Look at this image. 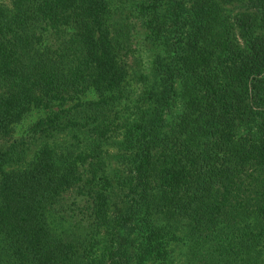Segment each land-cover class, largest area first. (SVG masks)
<instances>
[{
  "label": "trees",
  "instance_id": "1",
  "mask_svg": "<svg viewBox=\"0 0 264 264\" xmlns=\"http://www.w3.org/2000/svg\"><path fill=\"white\" fill-rule=\"evenodd\" d=\"M232 3L244 9L230 17ZM159 7L151 1L149 23L159 39L169 19L170 51L157 76L136 77L135 97L110 0L0 5V140L33 109L45 114L27 137H87L45 142L27 161L16 142L0 148V264H96L92 236L81 246L51 225L73 189L93 236L112 228L103 264H176L179 241L195 264H264V0H167L162 16ZM112 139L132 157L130 202L113 216ZM133 221L134 243L118 234Z\"/></svg>",
  "mask_w": 264,
  "mask_h": 264
},
{
  "label": "rangeland",
  "instance_id": "2",
  "mask_svg": "<svg viewBox=\"0 0 264 264\" xmlns=\"http://www.w3.org/2000/svg\"><path fill=\"white\" fill-rule=\"evenodd\" d=\"M152 0H110V19L112 27L122 33L126 41L128 53L124 56L125 61L129 65L130 83L127 89L131 90L133 96L140 95L144 90V84L136 81L138 75H147L149 77L157 76V66L170 51L172 43L171 26L168 18L164 21L162 36L155 39L152 25L150 26L151 11L150 5ZM166 1L158 0L160 7L157 8L162 16L166 13ZM10 0H0V5H8ZM225 14L230 17L236 12L243 10L244 6L238 3L224 4ZM154 75V76H153ZM84 99H94L95 94L88 92ZM45 114L43 109H33L18 124L15 125L12 134L9 137L0 140V148H4L13 142L18 144V150H25L26 160L31 159L32 154L43 143L48 142L52 145L60 147L69 145H78L81 141L86 140V135L81 131L76 134L79 140L73 135L75 130H68L58 133L53 139H32L27 137V128L40 116ZM23 139L25 143L21 144ZM120 139V138H119ZM121 140V139H120ZM122 141V140H121ZM124 143L112 139L105 146L106 156V172L111 180L110 188V215L122 211L130 202V193L128 187V179L130 176V160L131 153L126 149ZM132 158V157H131ZM25 161H22L24 163ZM85 198L78 194L77 189L68 191L62 200L54 209L50 211L51 225L54 232L65 234L80 240L81 246H90L91 239H94L92 257L96 264L105 263L106 251L111 247V226L102 227L100 233L93 236L91 226L87 220V216L79 210V206L84 205ZM138 221H133L130 227L120 229L118 234L121 237H128L134 242L139 239ZM116 234V237L117 235ZM92 236V238H91ZM184 238V236H182ZM78 240V241H79ZM173 256L176 264H195L187 259L185 253L188 251L183 241L176 242L172 245ZM85 257V256H83Z\"/></svg>",
  "mask_w": 264,
  "mask_h": 264
}]
</instances>
